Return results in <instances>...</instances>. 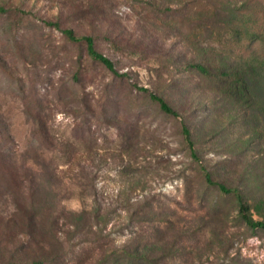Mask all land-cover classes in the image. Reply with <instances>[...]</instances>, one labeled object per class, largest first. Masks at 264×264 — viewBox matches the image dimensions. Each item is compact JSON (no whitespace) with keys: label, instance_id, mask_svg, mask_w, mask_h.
<instances>
[{"label":"rangeland","instance_id":"obj_1","mask_svg":"<svg viewBox=\"0 0 264 264\" xmlns=\"http://www.w3.org/2000/svg\"><path fill=\"white\" fill-rule=\"evenodd\" d=\"M195 1L0 0V264L47 257L41 240L53 232L74 249L67 264L82 250L96 255L99 234L150 248L159 264H264V229L245 225L233 195L207 187L200 167L264 221V60L251 63L264 46L231 34L264 30V2ZM44 21L92 34L126 75ZM232 62L253 66L237 103L191 66ZM134 85L180 112L198 161L181 120ZM95 215L103 223L89 227Z\"/></svg>","mask_w":264,"mask_h":264},{"label":"trees","instance_id":"obj_2","mask_svg":"<svg viewBox=\"0 0 264 264\" xmlns=\"http://www.w3.org/2000/svg\"><path fill=\"white\" fill-rule=\"evenodd\" d=\"M264 2V0H262ZM196 2L193 0L192 3ZM242 5L247 6L248 0H242ZM255 4H260V0H256ZM260 8V16L259 19L264 20V6H259ZM244 9H238L237 12H242ZM7 12V10L3 7H0V13ZM240 20V19H239ZM45 24L49 26L57 27L60 32L62 33V37L66 41H69L70 43H73L75 45H78L80 48V51L86 55L91 61L100 63L105 69H107L111 74L115 77H124L126 74L123 72H119L117 69H115V65L113 61L100 52L96 48L95 43V37L92 34H77L74 29L72 28H62L59 26V23L52 22V21H44ZM235 36L236 41H242L248 40L250 42L257 41L264 46V30H256L254 31L249 30L247 27L239 26L233 30V33H231ZM239 40V41H238ZM253 53V52H252ZM254 55V53H253ZM259 56L256 54L251 58V63L253 62H261L264 60V58H258ZM235 62V61H234ZM227 66V65H220L217 66V69H210L204 64L201 63H193L191 64L192 68H195L200 74L204 75L205 77L212 78L216 84L218 85L219 89L223 90L225 92V96L228 98V100H232L233 102H240L244 101L242 98H244V95H247V89L245 82L243 80V70L246 66H249V68L253 69V66L251 64H245L244 66L241 65V68H235L237 64L235 63ZM234 66V67H233ZM79 75L80 70L73 74V78L76 81H79ZM136 90L145 93L151 101H154L161 112L168 116H172L174 118H178L181 120V134L183 135L184 142L187 145L190 156L193 158V160L198 161L199 158L196 154V150L194 148V143L192 139V131L190 130L189 125L182 119L180 112L174 108L164 97L158 95L157 93L149 90L146 87L137 86L134 85ZM249 94V92H248ZM92 116V115H91ZM44 133L47 134L46 127L43 126ZM203 171V177L206 182L207 187H216L222 194L225 195H233L234 200H236L237 206H238V214L241 219L251 229H264V221L262 220H255L251 217L249 212V206L244 201L243 195L238 190V188L235 187H229L225 185L224 183L217 182L212 179L211 173L205 169V167H202ZM16 175L18 176V173L16 172ZM99 217V214L97 215ZM96 215L92 219L89 220V227L91 226H98L100 223H103V221L100 219H95ZM97 218V217H96ZM55 224V221L50 222V226L52 227ZM34 225V224H33ZM74 226V225H73ZM76 230V229H75ZM100 232V231H99ZM98 235V231H97ZM37 234L32 232L29 236V240L31 242L37 241ZM96 241H93V245L97 246V254L91 255L81 251L80 254H77L74 261L71 264H159L160 257L155 256L152 252L153 250L146 247H141L139 245H134L133 247H130L128 245H110L111 241L106 240L105 235H98ZM51 241H46V239H42L41 242H43V246L46 245L49 247L47 248V257H41V258H33L31 261H29L27 264H67L66 258L68 256L73 255L74 249L71 251H65L62 246V240L59 239L58 236H56L55 232H53L50 235ZM152 243V242H151ZM50 244L55 245V250L52 252V248L50 247ZM73 253V254H72ZM169 253H166V256L168 257ZM171 256V255H169ZM10 258V259H9ZM4 264H17L12 260L11 257H9Z\"/></svg>","mask_w":264,"mask_h":264}]
</instances>
